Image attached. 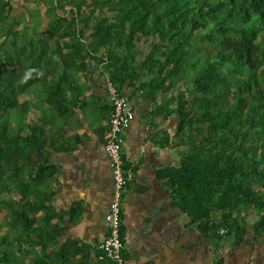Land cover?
I'll return each instance as SVG.
<instances>
[{
  "label": "trees",
  "instance_id": "16d2710c",
  "mask_svg": "<svg viewBox=\"0 0 264 264\" xmlns=\"http://www.w3.org/2000/svg\"><path fill=\"white\" fill-rule=\"evenodd\" d=\"M43 1L54 14L36 30L20 29L13 0H0V25L8 24L0 31V264L18 262L15 251L32 261L20 263L50 264L64 229L50 225L64 219L51 211L50 149L82 94L75 71L88 68L87 58L102 62L93 52L103 48L120 90L138 84L176 103L169 112L179 115L176 136L187 149L158 175L189 226L235 246L264 240V0ZM67 6L73 14L62 12ZM28 69L43 75L21 83ZM249 211L257 218L249 221Z\"/></svg>",
  "mask_w": 264,
  "mask_h": 264
},
{
  "label": "crops",
  "instance_id": "0c3cea01",
  "mask_svg": "<svg viewBox=\"0 0 264 264\" xmlns=\"http://www.w3.org/2000/svg\"><path fill=\"white\" fill-rule=\"evenodd\" d=\"M91 32L87 30L81 38L89 42ZM140 47L147 49L143 42ZM93 53L103 61L87 58L88 68L75 71L82 94L74 109L58 121L57 148L50 149L57 166L51 211L64 216L50 223L51 227H64L48 251L52 254L47 259L50 264H99L98 245L109 231L105 220L113 198V177L105 151L113 109L106 90L109 48ZM62 65L58 58L51 70ZM137 88L138 84L123 88L135 112L123 146L129 175L123 202L127 264H218L221 258L222 264H259L256 250H252L256 240L249 243L247 238L235 246L232 240L217 242L212 234L189 226V216L180 210L166 181L158 175L165 167H177L187 149L176 136L179 115L169 112L176 103L167 105L161 94L153 99ZM49 132L54 136L52 129ZM23 259L32 263L30 257L19 258L15 251L13 260L18 262L11 264H23Z\"/></svg>",
  "mask_w": 264,
  "mask_h": 264
},
{
  "label": "built area",
  "instance_id": "2783aa9c",
  "mask_svg": "<svg viewBox=\"0 0 264 264\" xmlns=\"http://www.w3.org/2000/svg\"><path fill=\"white\" fill-rule=\"evenodd\" d=\"M106 90L113 107L110 118V131L105 143V151L113 177V198L105 216L109 231L98 245L97 258L105 264H127L124 255L122 231L124 193L129 175L123 155V146L126 132L135 118V112L128 95L109 78L106 80ZM225 231L222 228L220 234H224Z\"/></svg>",
  "mask_w": 264,
  "mask_h": 264
},
{
  "label": "rangeland",
  "instance_id": "374dc122",
  "mask_svg": "<svg viewBox=\"0 0 264 264\" xmlns=\"http://www.w3.org/2000/svg\"><path fill=\"white\" fill-rule=\"evenodd\" d=\"M89 1L91 2L92 0ZM13 8L14 9L11 14V20L18 21V27L20 29L24 28L25 25H28L34 26V29L36 30H41L43 29L44 25L47 24V18H49L50 16L52 17L54 14V11L52 10L50 4L45 3L43 0H13ZM62 12H64V14H73L69 6H67ZM23 13H25V16H23ZM7 26L8 24L5 26L0 25V31L4 30ZM31 31H33V29H31ZM0 37H4L1 36V32ZM1 38L0 43L3 40ZM9 42L10 40H8V43ZM247 218L249 221H252L257 218V215L249 211L247 213ZM249 239H251V241L249 240L250 243L254 238H252V236H249ZM252 250L253 252L254 250H256L258 263L264 264V240L262 239L261 241H256Z\"/></svg>",
  "mask_w": 264,
  "mask_h": 264
},
{
  "label": "clouds",
  "instance_id": "9594fccd",
  "mask_svg": "<svg viewBox=\"0 0 264 264\" xmlns=\"http://www.w3.org/2000/svg\"><path fill=\"white\" fill-rule=\"evenodd\" d=\"M34 73H36V75H38V76H42L43 75L42 72H37L36 69H28L27 71H25V73L21 77V81L20 82L21 83H27V81L33 77Z\"/></svg>",
  "mask_w": 264,
  "mask_h": 264
}]
</instances>
